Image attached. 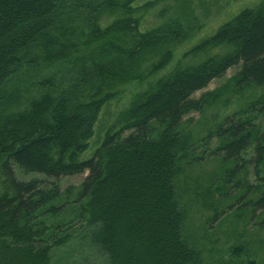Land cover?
<instances>
[{
    "label": "trees",
    "instance_id": "1",
    "mask_svg": "<svg viewBox=\"0 0 264 264\" xmlns=\"http://www.w3.org/2000/svg\"><path fill=\"white\" fill-rule=\"evenodd\" d=\"M137 1L0 0V264H51L55 249L75 237L77 220L104 264H202L183 236L175 183L198 159L183 118L238 96L245 104L208 128L202 142L207 151L216 140L207 153L224 152V161L236 162L251 148L243 172L251 165L256 182L246 181L245 191L257 195L264 230V0L185 52L201 55L198 61L151 80L193 34L188 17L198 20L197 10L209 3L171 0L158 14L163 19L143 30L138 12L166 0ZM232 67L238 69L221 86L193 97ZM48 69L40 94L22 110H8L5 84L19 71ZM133 81L139 92L118 128L106 130L91 156L80 159L102 108ZM14 166L55 180H20ZM85 172L75 187L56 181ZM227 179L221 188L210 183L195 191V200L218 206Z\"/></svg>",
    "mask_w": 264,
    "mask_h": 264
},
{
    "label": "rangeland",
    "instance_id": "2",
    "mask_svg": "<svg viewBox=\"0 0 264 264\" xmlns=\"http://www.w3.org/2000/svg\"><path fill=\"white\" fill-rule=\"evenodd\" d=\"M150 0H138L136 6ZM263 0H205L209 3L210 9L200 8L201 13L198 20L193 19V15L188 17V26H195L193 34L179 45L173 48V56L170 63L157 74L149 77L148 80L167 74L171 69L180 65L192 64L201 58V55L192 57L184 56L196 42L211 35L215 28L233 14L244 7H254ZM171 0L158 1L145 11H139L142 29H146L159 23L163 18L158 14L163 9L169 7ZM179 14V13H178ZM107 20V19H105ZM110 21V20H109ZM109 21H104L106 24ZM30 54V53H29ZM237 67H232L226 71L224 76L213 79L206 88L197 91L193 97L199 98L201 94L215 90L221 86L227 78L235 73ZM50 69L41 72L32 70L27 73L23 70L16 73L8 83L5 84L2 95L6 101V106L11 111L22 110L28 100L39 95L38 81L45 77ZM18 87L20 89H18ZM140 88L138 82H128L120 87L119 94L111 99L101 110L98 121L94 127V134L89 141V148L83 152L80 159L91 156L95 147L99 144L104 132L111 127L118 128V120L121 112L128 106L132 97L137 94ZM15 91V92H12ZM19 91V92H18ZM17 93V94H15ZM254 94V92H253ZM248 95V93H246ZM245 104V98L232 97L228 106H208L204 111H194L183 118L182 128L186 132L191 131L194 142L193 154L198 159L191 162V168L187 169L183 175L176 179V189L179 194L181 208L185 212V220L182 233L187 243L201 252L202 264H242L246 259H254L257 264H264V230L259 223L261 215L256 211L255 200L257 195L252 192L246 193V181L255 184L253 168L250 165L245 173V166H248L247 158L252 156L249 148L241 159L236 162L225 160L221 154L207 153L216 145V140H212L207 151L202 142L208 128L220 122L226 115L235 112ZM13 105V106H12ZM245 156V157H244ZM14 171L20 180L38 178L47 183L55 180L38 173L24 174L14 166ZM87 172L72 176H63L56 181L62 189L75 187L86 176ZM227 176V194L217 201V212L214 208H204L201 199L199 201L195 194H202L204 188L212 183L221 188L223 178ZM244 178H246L244 180ZM223 191V190H222ZM211 202V201H210ZM213 204V203H212ZM77 208V205H71ZM255 210V211H254ZM69 215L71 210L66 211ZM67 215V216H69ZM66 216V217H67ZM83 221L74 222L72 230L75 237L67 244L56 248L53 252L51 264H104V260L98 251L95 250L86 238V229L80 224Z\"/></svg>",
    "mask_w": 264,
    "mask_h": 264
}]
</instances>
